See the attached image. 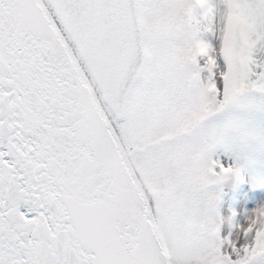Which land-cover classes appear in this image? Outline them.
<instances>
[{
	"label": "snow or ice",
	"instance_id": "1",
	"mask_svg": "<svg viewBox=\"0 0 264 264\" xmlns=\"http://www.w3.org/2000/svg\"><path fill=\"white\" fill-rule=\"evenodd\" d=\"M0 264H264V0H0Z\"/></svg>",
	"mask_w": 264,
	"mask_h": 264
}]
</instances>
